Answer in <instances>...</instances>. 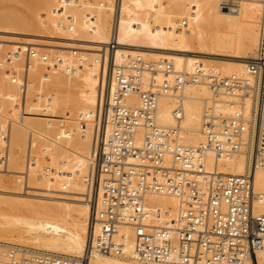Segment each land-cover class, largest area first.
<instances>
[{
	"label": "built area",
	"instance_id": "1",
	"mask_svg": "<svg viewBox=\"0 0 264 264\" xmlns=\"http://www.w3.org/2000/svg\"><path fill=\"white\" fill-rule=\"evenodd\" d=\"M237 1L221 0V9L239 12ZM119 6L120 0H114L109 41L95 60L99 65L98 105L91 117L78 121L80 131L88 123L94 129L87 173L81 178L82 198L93 208L88 248L73 258L0 243V264H86L94 252L123 257L129 243L132 257L150 264H245L247 260L258 264L257 253L264 250V213L255 208L264 196L255 191L254 176L264 166V0L257 53L245 64V74L228 76L200 67L185 76L171 63L149 62L140 56L117 63ZM72 22L71 17L65 19L69 32ZM36 50L26 51L28 68L35 60L51 64L48 55ZM57 51L54 65H64L65 73L74 76L76 67L67 66ZM68 55L80 63L86 61L76 49ZM159 74L173 80L158 81ZM12 83H19L18 78ZM190 83H204L216 95L241 101L233 104L230 116L205 115V143L197 147L182 145L177 132L163 131L155 121L160 97L175 94ZM133 98L137 106L130 103ZM106 125L111 127L108 135L102 132ZM59 127L62 133L53 143L72 136L62 122ZM7 139L8 131L1 128L0 140ZM209 153L216 160L213 170L205 165ZM238 156L245 158L244 173L217 171L220 161ZM35 161L28 151L27 167ZM50 173L72 178L62 169L43 171L47 177ZM68 188L63 183L62 191ZM149 196L176 198L177 215L151 207Z\"/></svg>",
	"mask_w": 264,
	"mask_h": 264
},
{
	"label": "bare ground",
	"instance_id": "2",
	"mask_svg": "<svg viewBox=\"0 0 264 264\" xmlns=\"http://www.w3.org/2000/svg\"><path fill=\"white\" fill-rule=\"evenodd\" d=\"M30 1L32 0L28 2ZM69 1L57 0L56 2V0H51L49 2H55L54 5H50L54 6L53 9L55 8L56 13L59 11V16L63 17L61 13L66 14L67 11L69 17L73 19L71 32L63 23L62 34L55 36H52L54 32L48 34V30L44 31L47 27L42 28L40 23L43 21L44 26V23L50 22L48 28L53 27L52 29L55 31L57 29L51 24L54 18L52 16V19H50L51 15H46L43 11V14L41 13L39 16V12L37 14L34 9L35 7L33 8L35 11L31 12L32 18L28 20L33 19L32 22L36 23V28L40 24L42 31L47 33L39 36V34H44L40 31L38 33L39 37L63 39L67 43L62 41L60 43L62 42L65 47L67 44L66 50L71 45L82 50L81 52L86 61L81 63L70 55H66L65 53L68 51L60 50L64 55L62 56L64 63L67 66L76 67L77 72L73 76L75 79L65 76L62 67L64 65L55 66L53 58L50 59L51 70L41 65L42 62L38 60H35L28 68L25 64L24 54L26 53L23 54L27 47L21 45L23 42L20 44L23 48L17 45L18 40L13 42V46L10 45V49L13 47L10 50L13 53L11 58L9 57L10 60L7 62L3 60L5 65L2 69L3 73H0V123H2L0 129H5L4 124L6 125L7 122L8 139L6 141L0 140V147L6 150L3 155L4 158L0 157L1 165L3 163L2 159H4V168L1 167L0 169V197L7 193L11 198L15 197L16 200H9V203H11L10 207L7 206L9 207V213L2 214L3 211L0 213V243L21 244L33 248L29 249L32 251L78 258L88 248L90 219L93 212L92 206L82 198L85 193V186L81 178L87 173L94 133L93 125L90 123H88L85 131H80L78 121L82 116L91 117L90 115L95 112L98 105L99 65L95 63V60L99 58V52L103 45L109 41L110 17H112L110 12L112 13L114 0L102 1L98 5L94 3V0H83V2L79 1V4L81 2L82 4L76 7L70 6L74 2L73 0V2ZM173 1H176L177 4L169 6L168 12H166L164 6L158 0H120L118 26L120 46L115 53L116 62L121 64L125 63L127 59L140 56L145 61L150 58L154 63H171L176 72H181L185 76L192 74L198 67L204 70H214L225 76L245 74V64L248 59L256 55L260 42L263 0H238L237 4L240 6V10L236 13L221 9V0H189V3H184L181 0ZM60 2L63 6L65 5L63 10L62 5L61 7L59 5L55 7ZM104 2H107V4ZM23 6L26 8L27 5L24 3ZM65 7L68 9H65ZM33 9H29L28 12L33 11ZM45 9L47 8L45 7ZM68 10L72 12L71 16ZM20 13L22 15V12ZM7 14L10 16L9 13H6V15L2 14L0 18L4 16L3 19H8ZM34 14L35 17H33ZM65 14H63L64 19L62 18L60 22L67 18ZM17 15H11V22ZM21 15L19 14L15 19L20 20ZM41 15L45 21L47 20L46 22H44L43 17L41 18ZM24 18L28 17H23V21ZM28 20L25 19L27 23L30 22ZM191 20H195L196 23L205 20L211 28L213 27L216 30L209 33L202 30L197 33L191 32L188 29V23ZM9 22L7 24L10 26L3 25L8 26L7 31L15 32L12 27L14 25L13 28L16 29V24ZM56 22L57 20H55ZM183 22H185V26H182ZM0 23L2 25V22ZM21 23L24 24V22ZM21 23V28L24 26L21 32L23 33L26 27L25 24L22 26ZM18 24L17 26H19ZM29 25L31 27L30 23L26 26ZM29 28L27 27L25 30L27 31ZM18 30L17 28L16 31L19 32L20 30ZM39 30L40 28L35 30L36 33ZM28 32L30 31L28 30ZM32 33L34 32L32 31ZM36 33L34 34L35 38L38 37H36ZM31 36L33 35L31 34ZM12 38L13 40L17 39ZM26 41H29L26 42L28 47L30 44L33 47L35 45L36 48L38 47L35 43L39 39L28 38ZM44 42L51 43L50 40ZM39 43L44 44L41 41ZM52 43L55 45L59 42L55 43L53 41ZM60 43L58 45L63 46ZM47 44L45 43V45ZM1 45L3 44L1 43ZM44 51L46 50L44 49ZM47 51L51 50L48 49ZM49 53H52V51ZM57 54L59 55V52ZM52 56L53 54H51ZM145 57L147 58L145 59ZM3 64L0 63V66H3ZM45 71L48 73H45ZM13 73L19 79L17 84L12 83L13 78L8 82L9 74ZM26 78L27 83L25 82ZM157 79L158 81H171L173 77L159 74ZM42 89H47L46 92L48 90L50 92L46 95L35 93ZM33 94L38 100L47 102L45 108L42 109L40 101L38 102L36 98L30 99L31 96H34ZM239 102H241L239 98H230L225 94L223 95V93L214 94L204 83H190L175 94L160 97L155 121L163 131L177 132L179 142L182 145L197 147L205 143L202 133L205 115L211 112L230 116L235 110L233 104ZM130 103L135 106L138 105L135 98L131 99ZM246 107L247 109L250 107L248 101ZM49 109H51L52 115L62 118L63 123L65 122L72 135L70 138L58 143L52 142L50 135L57 128L47 129L51 125L50 121L47 120L50 116ZM110 129L111 127L106 125L103 127L102 132L108 135ZM26 130H29L28 137ZM60 132L59 130V134L62 133ZM19 134L23 136H21L22 139L24 138V155L28 149L27 151H36L33 154H37L38 157L34 156L36 161L29 168L24 159L21 161L16 159L18 169H11L9 167L10 163L15 160V157H12V149L14 150L19 145L17 144L18 139L21 141L20 137L17 138ZM142 136L143 133L141 132L139 138ZM0 155H2L1 152ZM46 157H49L48 160L51 161V164L45 165ZM18 163L19 165H17ZM205 165L207 170H213L214 166L216 167V160L211 153L207 154ZM47 167L52 170L62 169L67 173V176L72 178H61L56 173H50L47 177L46 174L42 173ZM245 167V158L238 156L220 161L217 164V171L224 175H239L244 173ZM6 174L16 176L17 180L12 181L10 179L11 181L8 180L9 183L6 184V180L3 179ZM11 175L10 177H12ZM63 183H66L69 187L66 192L62 191ZM254 188L255 191L264 196V166L256 170ZM31 190L34 192H31ZM0 201L7 202L1 198ZM148 204L151 207L170 211L173 217L177 215L179 209V201L176 198L167 196H149ZM255 210L264 213V201L258 202ZM131 254L132 244L129 243L127 253L123 257L94 252L86 264H150L137 261ZM257 260L258 264H264V250L257 253ZM245 264H253V261L247 260Z\"/></svg>",
	"mask_w": 264,
	"mask_h": 264
},
{
	"label": "rangeland",
	"instance_id": "3",
	"mask_svg": "<svg viewBox=\"0 0 264 264\" xmlns=\"http://www.w3.org/2000/svg\"><path fill=\"white\" fill-rule=\"evenodd\" d=\"M29 1V0H28ZM27 0H0V14H1V16L0 17H2V14H5L6 15V13H9L10 14V16H8V14H7V16L6 17H8V19L10 20V22H11V15H13V16H15L16 14H18L17 16H19V14L21 15V13L20 12H22V15H21V17H19V19L20 20H22V21H20V20H17V19H15L13 16H12V18H14L15 19V21H14V19L12 20V24L14 23V24H16L15 26L20 30H18L19 32H17L16 30H17V28L16 29H14L13 27H14V25H13V27H12V29L13 30H15V32L13 31H7V29H8V26H10V25H8L7 24V22H9V20L8 19H3V18H5L4 16H3V18H0L1 20H0V22H2V25H1V23H0V26H2L1 28H0V63L1 64H3V63H5V61L7 62L8 60H10V58H11V54H13V53H11L10 52V50H12L13 49V47H11V49H10V45H12L13 46V42L14 41H16L17 42V40L19 41L18 43H16L17 45H19L20 46V44H21V42H23L21 45L23 46V45H25L27 48L25 49V51H23V54L24 53H26V51L29 49V48H36L35 46L33 47V45H29V47H28V44L26 43V42H29V41H26V40H28V38L30 39V38H34L35 40H37V39H39V41L37 42L36 41V43L35 44H37V46L39 47L40 45H42V44H40L39 42L41 41V42H43L44 44L42 45V46H40L39 48L37 47L36 49V51H38V52H40V53H45L46 55H50V56H48V57H51V54H53V56L51 57V58H48V59H52V58H55L56 56H54V55H58L57 53L59 52V51H57L58 49L59 50H63L64 49V51L66 50V47H67V44H66V47H65V45L63 44V43H67V41H63V39L61 40H59V39H51V38H42V37H39L40 35L42 36V35H46L47 33L49 34L50 32H54V33H52V36H55V35H57V34H62L61 33V30L63 29V27H62V25H63V23H64V25H65V20H62L61 22H60V20L64 17V15L63 14H65V13H61V15L63 16V17H61V16H59L60 14H58L59 13V11H58V13H56V11H55V8L53 9V7L50 5V4H52V5H54V3L55 2H49V1H51V0H41L42 1V5L40 4V0H38V1H36V0H32V1H30V2H28ZM72 1V0H71ZM74 1V2H73ZM72 2V5H70V6H78V5H80V4H82V2H83V0H73ZM79 1H82L80 4H79ZM89 1H91V0H89ZM95 2L94 3H97L96 5H98V3H100V2H102V1H106V0H94ZM158 1H160V3L164 6V9H165V11L166 12H168V7L169 6H171V5H175V4H177V2L176 1H173V0H158ZM182 2H184V3H189V0L188 1H186V0H181ZM32 2V3H31ZM34 2V3H33ZM56 2H57V0H56ZM4 3V4H3ZM7 5H6V4ZM15 3V4H14ZM24 3H25V5H29V7H27L26 6V8L23 6L24 5ZM104 3H106L107 4V2H104ZM2 4V5H1ZM17 4V5H16ZM105 4V5H106ZM4 5V6H3ZM19 5V6H18ZM58 5L61 7V5H62V10L64 9L63 7L65 6H63V4H61V2L60 3H58L57 4V6H55V7H58ZM67 5H69V4H67ZM12 6V7H11ZM107 6V5H106ZM6 7V8H5ZM31 7V8H30ZM35 7V8H34ZM45 7L48 9H45ZM94 8H97V7H95V6H93ZM22 8V9H21ZM25 8V9H24ZM36 10V13L38 14V12H39V16H40V14L42 13V11L43 12H45L46 13V15L47 14H49V15H51V18L50 19H52V16H53V20L51 21V24L52 25H54V27L58 30H55V31H53L54 29H52V28H48L49 27V23L47 22V23H44V26H43V21H42V19H41V21H42V23H40L41 25H42V28H44L45 26L47 27V28H45V30L44 31H47L48 30V32L46 33H44V31H42V29H41V26H40V24L39 25H37L38 26V28H40V30L39 31H37V33H36V31L35 30H38V28H36V23L35 22H32V20L33 19H30V20H28L29 18H32V13L35 11L34 9ZM29 9H33V11H29L28 12V10ZM42 9V10H41ZM65 9H68V8H66L65 7ZM15 10V11H14ZM21 10H23V11H21ZM38 10V11H37ZM57 10H58V8H57ZM60 10V9H59ZM70 10V9H69ZM69 10H68V13H71L70 14V16L72 15V12H69ZM6 11V12H5ZM47 11V12H46ZM66 11V10H65ZM71 11V10H70ZM2 12H4V13H2ZM17 12V13H16ZM32 12V13H31ZM63 12V11H62ZM29 14V15H28ZM43 14V13H42ZM55 14H56V16H55ZM110 16H112V13L110 12ZM45 14H44V16H46ZM57 16H59V18H57ZM65 16L66 17H69V14H67V11H66V14H65ZM23 17H28V18H24V21H23ZM33 17H35V14L33 15ZM43 16L41 15V18H42ZM37 18V17H36ZM110 18H112V17H110ZM25 19H27L28 21H30V22H28V23H30L31 24V27H30V25L29 26H26V25H28V23L25 21ZM35 19V18H34ZM46 19H48L47 18V16H46ZM64 19V18H63ZM40 19L38 18V21H39ZM43 20H44V22H46L45 21V19H44V17H43ZM55 20H57V22L55 23ZM6 23H5V22ZM14 21V22H13ZM35 21V20H34ZM36 21H37V19H36ZM40 21V22H41ZM48 21H50V20H48ZM9 22V23H10ZM21 22H24V24H25V27L27 28H32L33 30V32L34 33H32V31H31V29L29 28L28 30L30 31V32H28V30L26 31L25 29H24V31L25 32H23V33H21L22 31H23V23H21ZM110 22H111V20H110ZM17 23H19L18 25L20 26V23H21V25L23 26L22 28H21V26H20V28H19V26H17ZM33 23V24H32ZM35 23V24H34ZM39 23V22H38ZM3 24H7L8 26L6 27V25H3ZM11 24V25H12ZM50 24V25H51ZM48 25V26H47ZM63 25V26H64ZM65 28V27H64ZM213 28V27H212ZM211 28V26L210 25H208V23L205 21V20H200L198 23H196V21L195 20H191V21H189V23H188V29L191 31V32H194V33H197V32H199V30H202V31H204V32H206V33H209V32H215V31H213V30H216L215 28H213L212 29ZM4 29V30H3ZM11 29V30H12ZM51 30V31H50ZM60 30V31H59ZM40 31L41 32H43L44 34H39V36H38V33H40ZM12 32V33H11ZM58 32V33H57ZM36 33V37L37 38H35V36H34V34ZM26 34H32L33 36H31L30 37V35H26ZM51 34V33H50ZM51 36V35H50ZM6 39H5V38ZM12 37H15V39L16 40H13V38ZM26 37H27V39H26ZM8 38V39H7ZM43 39H45V40H43ZM49 41L50 40V42L52 43L53 41L56 43L57 41L60 43V41H62L61 43L63 44V46H59L57 43L55 44V45H53L54 43H50L51 44V46H50V44H49V42H44V41ZM10 41V42H9ZM32 42V41H31ZM1 43L3 44V45H1ZM26 43V44H25ZM34 43V42H33ZM45 43L47 44V45H49V46H47V45H45ZM60 43V44H61ZM5 44V45H4ZM69 45V44H68ZM22 46H20L21 48H23ZM24 46V47H25ZM30 46H32V47H30ZM45 48H44V47ZM48 47V48H47ZM63 47H65V48H63ZM42 48H44L46 51H44V49H42ZM68 48H72V49H76V50H78V51H82V50H80V49H78V48H76V46L75 47H73V45H71V47H69L68 46ZM67 48V50L66 51H68L67 53H70V49H68ZM48 49H50L51 51H52V53H49V52H51V51H47ZM10 53V54H9ZM67 53H65L66 55H68ZM59 54H60V52H59ZM24 56H25V54H24ZM23 56V57H24ZM10 57V58H9ZM6 58V59H5ZM8 58V59H7ZM147 57H145V59H146ZM144 59V58H143ZM3 60H5L4 62H3ZM24 61V60H23ZM147 61H149V62H153V60L152 59H150V58H148L147 59ZM4 65L5 64H3V66H0V73L2 72V69H3V67H4ZM41 65H43L44 67L46 66V67H48L49 68V70H51V64H49V63H42ZM48 71V70H47ZM47 71H45V73L47 72ZM62 71V73H64L63 72V70H61ZM3 73V72H2ZM48 73V72H47ZM50 73V72H49ZM10 76L8 77V82H10L11 81V78H18L17 77V75H15L14 73L13 74H9ZM65 76H69V75H67L66 73L64 74ZM70 77H72L73 79H75L73 76H70ZM10 79V80H9ZM19 80V79H18ZM45 88V87H44ZM49 89V88H48ZM0 90H1V86H0ZM47 90V89H46ZM46 90H41V91H39V92H35V93H38V94H40V95H46L48 92H50L49 90L46 92ZM34 95V94H33ZM35 96V95H34ZM31 96L30 97V99H35L36 98V100L39 102L40 100H38L37 99V97L35 96ZM49 103V102H48ZM40 105H41V107H42V109L43 108H45L46 107V105H47V102H45V101H40ZM48 112L50 113V116L48 117V121H50V123H51V125L49 126V127H47V129H49V128H53V129H55V127L57 128V129H55L56 131H54L53 132V134L52 135H50V138L53 140L54 138H55V135H57V134H59V130L61 131V129H60V127H59V124L62 122V124L63 125H65V126H63V127H67V125L65 124V122L63 123V120H62V118H58L57 116H54V115H52L51 114V109H49L48 110ZM25 117V116H24ZM27 117V116H26ZM4 123V122H3ZM0 124H2V123H0ZM7 122H6V125L4 124V126H5V129L8 131V129H7ZM68 128V127H67ZM5 129H3L2 128V130H5ZM52 129V130H53ZM59 129V130H58ZM5 130V131H6ZM50 130V129H49ZM6 131V132H7ZM27 131V137L29 136V130H26ZM70 131V130H69ZM20 135V134H19ZM18 135V137L17 138H19L20 137V139H21V141H19V139H18V143L17 144H19L17 147H15V149L13 150L12 149V157L16 160H18V161H21V160H25V164H26V158H27V153H28V149L26 150V152H25V155H24V149H25V146H24V138L22 139L21 138V136L22 135H20L19 136ZM23 137V136H22ZM16 141H17V139H16ZM16 145V144H15ZM13 147V148H14ZM2 149H3V152H2ZM0 152L2 153V155H0V157L1 158H4V153L6 152V150H5V148H3V147H0ZM32 153V155L33 156H37V154L36 155H34L35 153H36V151L34 152V151H32L31 152ZM34 153V154H33ZM42 154V153H41ZM38 157V156H37ZM49 159V157H46V163H45V165H47V164H51V161L50 160H48ZM3 160V163H2V165H1V163H0V169H1V167H2V169L4 168V159H2ZM11 161V163H10V168L11 169H13V168H16V169H18V167L16 166V162H17V160L16 161ZM17 165H19V163L17 164ZM45 167V166H44ZM43 173V172H42ZM10 175L11 174H6V175H4L3 177V179L4 180H6V184L7 183H9L11 180L12 181H16L17 180V177L16 176H13V175H11L12 177H10ZM6 176V177H5ZM9 176V177H8ZM15 178V179H14ZM11 179V180H10ZM8 180H9V182H8ZM22 183H23V178H22ZM31 192H34V191H32L31 190ZM3 194V193H2ZM33 194V193H32ZM55 195L57 194V193H54ZM62 194V193H61ZM8 194L7 193H4L3 194V196H5V197H3L2 195H1V199L2 200H4V201H7V202H1L0 201V213H2V211H3V213L2 214H7V213H9L8 212V208L11 206V203H9L10 201H12V200H16V199H14L15 197H12L11 198V196H7ZM58 195H59V193H58ZM10 200V201H9ZM3 203V204H2ZM7 204V205H6ZM3 205V206H2ZM7 206H9V207H7ZM6 212V213H5ZM1 220V219H0ZM2 243V242H1ZM3 243H6V242H3ZM7 244V243H6ZM8 244H11V245H16V246H20V247H24V248H27V249H33V248H31V247H27V246H24V245H21V244H13V243H8ZM34 250H35V248H34Z\"/></svg>",
	"mask_w": 264,
	"mask_h": 264
}]
</instances>
